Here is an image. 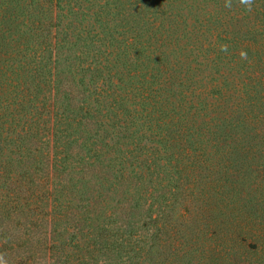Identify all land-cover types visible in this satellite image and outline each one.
<instances>
[{"label": "trees", "instance_id": "16d2710c", "mask_svg": "<svg viewBox=\"0 0 264 264\" xmlns=\"http://www.w3.org/2000/svg\"><path fill=\"white\" fill-rule=\"evenodd\" d=\"M224 5L0 0L5 264H150L183 178L255 176L264 0Z\"/></svg>", "mask_w": 264, "mask_h": 264}, {"label": "rangeland", "instance_id": "374dc122", "mask_svg": "<svg viewBox=\"0 0 264 264\" xmlns=\"http://www.w3.org/2000/svg\"><path fill=\"white\" fill-rule=\"evenodd\" d=\"M235 168L256 176L264 164ZM222 170L181 180L166 222L155 228L150 264H264V185L246 175L231 186Z\"/></svg>", "mask_w": 264, "mask_h": 264}, {"label": "clouds", "instance_id": "9594fccd", "mask_svg": "<svg viewBox=\"0 0 264 264\" xmlns=\"http://www.w3.org/2000/svg\"><path fill=\"white\" fill-rule=\"evenodd\" d=\"M240 3L246 5L248 7V10H251V4L253 3V0H240ZM224 6L230 8L231 7V0H225ZM0 264H5V261L3 260L2 257H0Z\"/></svg>", "mask_w": 264, "mask_h": 264}]
</instances>
